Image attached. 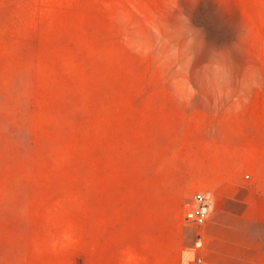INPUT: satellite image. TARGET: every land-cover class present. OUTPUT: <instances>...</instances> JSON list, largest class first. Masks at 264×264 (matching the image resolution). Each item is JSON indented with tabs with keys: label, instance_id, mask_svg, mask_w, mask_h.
I'll use <instances>...</instances> for the list:
<instances>
[{
	"label": "rangeland",
	"instance_id": "374dc122",
	"mask_svg": "<svg viewBox=\"0 0 264 264\" xmlns=\"http://www.w3.org/2000/svg\"><path fill=\"white\" fill-rule=\"evenodd\" d=\"M263 108L264 0H0V264H72L103 197H191Z\"/></svg>",
	"mask_w": 264,
	"mask_h": 264
},
{
	"label": "crops",
	"instance_id": "0c3cea01",
	"mask_svg": "<svg viewBox=\"0 0 264 264\" xmlns=\"http://www.w3.org/2000/svg\"><path fill=\"white\" fill-rule=\"evenodd\" d=\"M182 175L191 197L122 195L92 205L70 237L72 264H264V108L228 117L223 140L202 147ZM198 194L210 203L202 227L188 219Z\"/></svg>",
	"mask_w": 264,
	"mask_h": 264
},
{
	"label": "built area",
	"instance_id": "2783aa9c",
	"mask_svg": "<svg viewBox=\"0 0 264 264\" xmlns=\"http://www.w3.org/2000/svg\"><path fill=\"white\" fill-rule=\"evenodd\" d=\"M196 206L193 211L188 215V219L198 227H202L206 224L210 214V203L208 199L198 194L195 197ZM200 262V260H199Z\"/></svg>",
	"mask_w": 264,
	"mask_h": 264
}]
</instances>
